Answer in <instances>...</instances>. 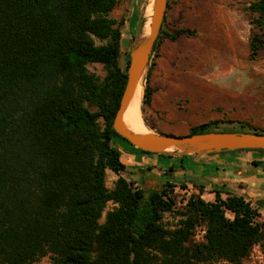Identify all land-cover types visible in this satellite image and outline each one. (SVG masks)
<instances>
[{
	"label": "trees",
	"instance_id": "obj_1",
	"mask_svg": "<svg viewBox=\"0 0 264 264\" xmlns=\"http://www.w3.org/2000/svg\"><path fill=\"white\" fill-rule=\"evenodd\" d=\"M117 3L0 0V264H33L48 254L54 264H242L264 243V216L244 196L215 190L210 201L193 193L177 211L171 181L146 190L121 175L107 186L108 170H126L118 140L159 154L136 148L113 127L130 64L129 55L121 66V24L110 16ZM250 9L262 27L264 0ZM188 32L171 34L163 23L153 50L163 35ZM262 47L255 36L252 56ZM90 63H102L106 76ZM152 93L146 84L143 112ZM219 123L190 134H264ZM110 201L115 207L101 222ZM172 211L184 216L174 228L164 224ZM202 222L205 240L187 245Z\"/></svg>",
	"mask_w": 264,
	"mask_h": 264
},
{
	"label": "rangeland",
	"instance_id": "obj_2",
	"mask_svg": "<svg viewBox=\"0 0 264 264\" xmlns=\"http://www.w3.org/2000/svg\"><path fill=\"white\" fill-rule=\"evenodd\" d=\"M253 1L168 0L164 30L171 34L179 29L190 32L174 40L163 35L152 52L140 85L143 96L146 84L153 92L151 106L145 107L144 112L141 104L142 117L149 130L186 134L202 123L220 121L219 128L238 129L244 125L264 131V24L260 27L255 23L256 14L250 9ZM148 2L118 0L110 13L124 33L123 69L129 55L131 58L137 37L143 33L145 17L149 16ZM134 12L137 16H133ZM255 36L261 38L263 47L252 56L251 42ZM88 68L101 78L106 76L102 63H90ZM121 142L127 144L118 140L117 145ZM137 177L135 170L126 173L134 186L150 188ZM117 178V173L108 170L107 186L113 188ZM174 183L175 210H185L188 198L195 192L185 182ZM114 207V202H108L101 222ZM183 217L175 211L168 212L164 224L174 228ZM206 227L205 222L199 224L187 245L204 241ZM33 264H54V261L48 254ZM242 264H264V243L255 245Z\"/></svg>",
	"mask_w": 264,
	"mask_h": 264
},
{
	"label": "crops",
	"instance_id": "obj_3",
	"mask_svg": "<svg viewBox=\"0 0 264 264\" xmlns=\"http://www.w3.org/2000/svg\"><path fill=\"white\" fill-rule=\"evenodd\" d=\"M134 15L137 16L136 12ZM118 147L126 164V170L117 174L118 177H126L128 171L135 170L137 179L145 181L150 188L160 187L168 181L185 182L192 192L200 193L210 201L215 199V190L222 191L224 196L227 192L235 193L258 206L264 216V151L235 149L183 157L174 153L146 154L122 142Z\"/></svg>",
	"mask_w": 264,
	"mask_h": 264
},
{
	"label": "water",
	"instance_id": "obj_4",
	"mask_svg": "<svg viewBox=\"0 0 264 264\" xmlns=\"http://www.w3.org/2000/svg\"><path fill=\"white\" fill-rule=\"evenodd\" d=\"M168 0H154L149 30L137 37L127 72V83L123 91L113 127L133 146L159 154L191 155L235 149H264V134L242 131H210L202 133L168 134L147 128L136 132L125 121V112L141 84L150 64L156 39L164 21ZM145 24V22H144ZM150 191L146 192V198Z\"/></svg>",
	"mask_w": 264,
	"mask_h": 264
},
{
	"label": "bare ground",
	"instance_id": "obj_5",
	"mask_svg": "<svg viewBox=\"0 0 264 264\" xmlns=\"http://www.w3.org/2000/svg\"><path fill=\"white\" fill-rule=\"evenodd\" d=\"M153 1L154 0H149L147 8L149 11V16L145 17L146 21L144 24V31L147 32L149 30V23H150V17L153 13ZM142 85V83L140 84ZM138 87L135 96L131 100L126 112H125V121L129 128L136 132H146L147 131V126L145 125V122L142 117L141 113V102H142V89L141 87Z\"/></svg>",
	"mask_w": 264,
	"mask_h": 264
}]
</instances>
